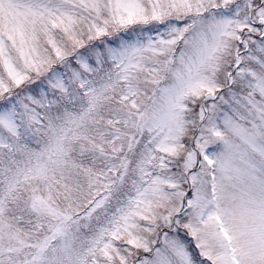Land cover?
Wrapping results in <instances>:
<instances>
[{"label":"snow or ice","instance_id":"snow-or-ice-1","mask_svg":"<svg viewBox=\"0 0 264 264\" xmlns=\"http://www.w3.org/2000/svg\"><path fill=\"white\" fill-rule=\"evenodd\" d=\"M0 264H264V0H0Z\"/></svg>","mask_w":264,"mask_h":264}]
</instances>
